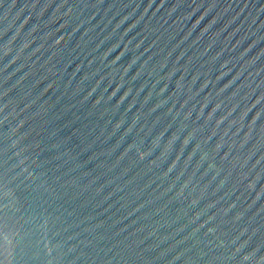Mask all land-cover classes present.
<instances>
[{
	"label": "water",
	"instance_id": "95a60500",
	"mask_svg": "<svg viewBox=\"0 0 264 264\" xmlns=\"http://www.w3.org/2000/svg\"><path fill=\"white\" fill-rule=\"evenodd\" d=\"M0 264H264V0H0Z\"/></svg>",
	"mask_w": 264,
	"mask_h": 264
}]
</instances>
